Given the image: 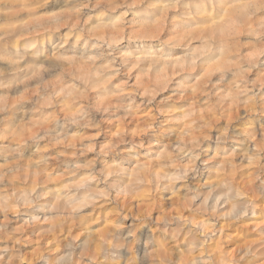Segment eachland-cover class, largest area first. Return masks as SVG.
Listing matches in <instances>:
<instances>
[{
  "label": "rangeland",
  "instance_id": "1",
  "mask_svg": "<svg viewBox=\"0 0 264 264\" xmlns=\"http://www.w3.org/2000/svg\"><path fill=\"white\" fill-rule=\"evenodd\" d=\"M0 264H264V0H0Z\"/></svg>",
  "mask_w": 264,
  "mask_h": 264
},
{
  "label": "bare ground",
  "instance_id": "2",
  "mask_svg": "<svg viewBox=\"0 0 264 264\" xmlns=\"http://www.w3.org/2000/svg\"><path fill=\"white\" fill-rule=\"evenodd\" d=\"M157 60V58H155ZM155 63V62H154ZM51 207V206H50ZM37 236V235H36ZM38 237V236H37Z\"/></svg>",
  "mask_w": 264,
  "mask_h": 264
}]
</instances>
